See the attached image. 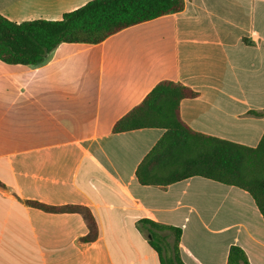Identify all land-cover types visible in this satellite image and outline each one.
I'll return each instance as SVG.
<instances>
[{
  "label": "crops",
  "instance_id": "1",
  "mask_svg": "<svg viewBox=\"0 0 264 264\" xmlns=\"http://www.w3.org/2000/svg\"><path fill=\"white\" fill-rule=\"evenodd\" d=\"M91 0H0L21 23L59 21ZM182 11L99 44L62 43L39 65L0 61V264H161L139 221L182 229L184 264H227L241 247L264 264V218L251 195L192 177L141 185L136 170L165 131L114 133L162 81L192 130L248 147L264 135V0H184ZM27 200L90 210L48 213Z\"/></svg>",
  "mask_w": 264,
  "mask_h": 264
},
{
  "label": "trees",
  "instance_id": "2",
  "mask_svg": "<svg viewBox=\"0 0 264 264\" xmlns=\"http://www.w3.org/2000/svg\"><path fill=\"white\" fill-rule=\"evenodd\" d=\"M184 7V0H91L65 13L59 21L21 23L0 13V61L39 65L62 43L99 44L126 28L180 12ZM197 96L196 91L181 83L162 81L115 123L114 133L144 128L165 131L138 166V182L166 187L196 176L207 178L248 192L264 218V135L258 146L248 147L192 130L180 117V103ZM26 204L48 213H80L90 230L83 240L97 236L94 217L85 207H57L31 200ZM139 223L150 235L161 264H184L180 257L181 228L149 219ZM227 264L250 263L245 251L232 245Z\"/></svg>",
  "mask_w": 264,
  "mask_h": 264
}]
</instances>
